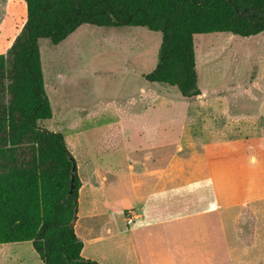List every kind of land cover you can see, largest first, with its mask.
<instances>
[{"label": "rangeland", "instance_id": "rangeland-1", "mask_svg": "<svg viewBox=\"0 0 264 264\" xmlns=\"http://www.w3.org/2000/svg\"><path fill=\"white\" fill-rule=\"evenodd\" d=\"M24 20L23 0H0V54ZM160 41L144 27L82 25L57 45L38 42L52 110L39 125L63 135L81 180V256L99 264H264V32L195 35L200 94L190 99L142 77L154 69ZM153 144L156 165L135 169L150 184L149 213L207 229L136 237L140 220L126 226L123 209L134 206L127 153L141 149L143 157ZM124 211L127 218L134 209ZM130 234L134 241L124 242ZM1 249L9 258L0 264H43L30 242Z\"/></svg>", "mask_w": 264, "mask_h": 264}, {"label": "trees", "instance_id": "trees-1", "mask_svg": "<svg viewBox=\"0 0 264 264\" xmlns=\"http://www.w3.org/2000/svg\"><path fill=\"white\" fill-rule=\"evenodd\" d=\"M23 2V27L0 54V244L30 242L43 264H99L81 256L83 243L74 232L73 199L81 182L64 137L39 125L52 117L39 40L57 45L82 25L159 32L156 65L142 77L190 99L200 94L194 36L264 32V0Z\"/></svg>", "mask_w": 264, "mask_h": 264}, {"label": "crops", "instance_id": "crops-1", "mask_svg": "<svg viewBox=\"0 0 264 264\" xmlns=\"http://www.w3.org/2000/svg\"><path fill=\"white\" fill-rule=\"evenodd\" d=\"M262 111H264V103L262 104ZM262 111L260 113H262ZM234 120H237L234 118ZM250 120V118H249ZM117 138V144L118 142L121 143V141L119 140L121 137L119 135V133H116V136H114L112 133H108L106 135L107 139H112V138ZM123 138H126L125 136H123ZM154 146L150 145V149H148L149 151L145 152V156H141L140 153L141 149H138V151H129L127 155H129L130 153H132L133 157L132 159L128 157V159H126V169L128 171L129 176H131L134 180L132 182L131 188L133 189V198H134V206H130L129 208H133L134 211L131 212L132 216H127V218H125V211L126 209L129 208H125L123 209V216H124V222L126 223V219L131 218V223L127 224L126 226H129L131 224L134 223L135 220H140V222L138 223V225L133 229V235L136 237L139 236L140 232H144L145 230H149V229H159L161 230V232L167 231V230H174V231H178V233H184V232H188V231H193L194 234L198 233L199 230H203V229H207L206 227H197L196 229H189V225H188V218L186 217H176V218H172L171 216H168L167 214L164 215V212H160V213H155V214H151L150 212V207L148 202L150 200H152V193H149L150 190V184L149 182H144L140 184L139 178L141 179V175L139 173H135V169L137 168H145V166H142V164H150L152 165L153 163H155L154 165H156V158H154V156H152L150 153L153 152L156 149V145L157 144H153ZM152 149V151H150ZM250 152V150H248ZM247 152V151H246ZM248 153V152H247ZM230 156H232V153H229ZM156 157V156H155ZM252 157V156H251ZM160 163H171L170 162V158H166V159H160L159 160ZM226 167L229 166L231 167V164H225ZM213 169L217 170L220 169L219 165L215 162V160L213 159V163H212ZM231 169V168H230ZM105 180V177H104ZM81 182V180H80ZM149 187V188H148ZM156 196V195H154ZM138 209V212H137ZM106 230V234L110 235V230L109 228H105ZM211 229V228H209ZM213 229V228H212ZM129 230V229H128ZM131 236L128 235H124L123 236V240L126 243L129 242H133V235L130 234ZM149 236V235H148ZM19 243H23V242H15V243H7V244H19ZM3 246H5V244H0V258H9V255L7 254V252H5V250H2L1 248H3ZM17 246V245H15ZM83 249V248H82ZM12 262V260L9 259V262ZM17 261V260H16ZM15 262V261H14ZM18 262V261H17ZM15 262V263H17Z\"/></svg>", "mask_w": 264, "mask_h": 264}, {"label": "water", "instance_id": "water-1", "mask_svg": "<svg viewBox=\"0 0 264 264\" xmlns=\"http://www.w3.org/2000/svg\"><path fill=\"white\" fill-rule=\"evenodd\" d=\"M79 4H80V0H77V6H79ZM236 14H237V16H239V17H240V16H243L242 12H240V13L236 12ZM244 16L248 17V15H244ZM75 170H76L75 163H73V165H72V171L74 172ZM73 189H74V178H73V176H72V177H71V180H70V189H69V193H71V192L73 191ZM76 203H77V200H76V198H75V199H73V208H74V210H75L74 219H76V211H77Z\"/></svg>", "mask_w": 264, "mask_h": 264}, {"label": "built area", "instance_id": "built-area-1", "mask_svg": "<svg viewBox=\"0 0 264 264\" xmlns=\"http://www.w3.org/2000/svg\"><path fill=\"white\" fill-rule=\"evenodd\" d=\"M126 223L127 224L131 223V218L126 219Z\"/></svg>", "mask_w": 264, "mask_h": 264}]
</instances>
